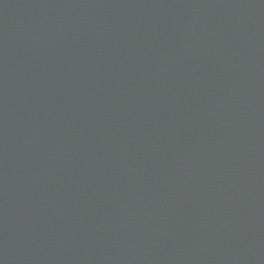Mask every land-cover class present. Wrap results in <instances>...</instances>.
<instances>
[{"label": "water", "instance_id": "95a60500", "mask_svg": "<svg viewBox=\"0 0 264 264\" xmlns=\"http://www.w3.org/2000/svg\"><path fill=\"white\" fill-rule=\"evenodd\" d=\"M0 264H264V0H0Z\"/></svg>", "mask_w": 264, "mask_h": 264}]
</instances>
